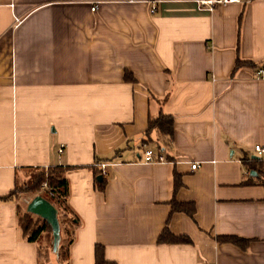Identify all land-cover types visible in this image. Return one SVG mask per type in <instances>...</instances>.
<instances>
[{
  "label": "crops",
  "instance_id": "crops-1",
  "mask_svg": "<svg viewBox=\"0 0 264 264\" xmlns=\"http://www.w3.org/2000/svg\"><path fill=\"white\" fill-rule=\"evenodd\" d=\"M197 1L0 0V197L28 169L65 167L70 264H95L97 245L116 264H264V185L242 162L264 148V0ZM238 58L255 67L233 73ZM162 113L167 161L147 164L159 143L152 132L145 144L148 121ZM173 196L194 218L171 215ZM17 207L0 203V264H39ZM167 224L192 243H158ZM229 237L249 244L217 241Z\"/></svg>",
  "mask_w": 264,
  "mask_h": 264
},
{
  "label": "trees",
  "instance_id": "trees-1",
  "mask_svg": "<svg viewBox=\"0 0 264 264\" xmlns=\"http://www.w3.org/2000/svg\"><path fill=\"white\" fill-rule=\"evenodd\" d=\"M237 61L238 62L233 70V73L245 66H249L251 68L255 67V64L250 61H243L240 58H238ZM124 79L128 83H134L135 81L132 74L129 72H125ZM148 123L149 127L145 135L147 139L144 142L145 144H150L153 141L152 138H150V135L152 132H156L159 138V143H157L155 150L163 153L162 147H164L166 143L170 142L172 139L171 137L174 130L173 118L170 115L162 113L156 118L150 117ZM242 162L250 172H258L260 175L263 174L262 168L264 163L261 159L257 157H245ZM90 170H94L96 176H99L100 169L98 167H92ZM26 172L27 177L23 185L19 187L20 181L16 180L14 186L15 189L8 195L0 197V203L11 201L18 203V228L23 233V237L27 242L38 246L37 261L39 264H44L47 262L49 253L54 249L53 231L45 220L39 216L29 214L26 211V207H23L19 200L25 196H31L33 198V196L40 195L45 201H49L57 210L61 231V242L55 253L56 260L58 261V264H70L71 248L76 239V229L79 222L77 215H75L67 201L70 195V186L66 177L67 169L63 166H50L47 169L32 168L26 170ZM260 175L258 176L260 179L257 178L256 180H259L258 182L264 185V178H261ZM102 178V181L96 180L95 183L99 190L104 191L106 185L103 175ZM250 181H246L243 184H250ZM174 182V193H176V191L182 187L183 183L177 174L175 175ZM44 185H46L47 188H44ZM170 206L171 215L175 213H185L189 217L194 218L196 214L193 204L184 202L180 203L174 196L170 201ZM217 241L220 243H231L241 250L246 249L249 244L247 240H242L236 237L217 238ZM158 243L169 245L191 244L192 242H190V239L187 236H176L172 234L167 224L166 229L158 238ZM104 252L105 249L103 246L97 245L95 247V264H116L114 261L106 260Z\"/></svg>",
  "mask_w": 264,
  "mask_h": 264
},
{
  "label": "built area",
  "instance_id": "built-area-1",
  "mask_svg": "<svg viewBox=\"0 0 264 264\" xmlns=\"http://www.w3.org/2000/svg\"><path fill=\"white\" fill-rule=\"evenodd\" d=\"M199 4V7L203 10H213L218 6L221 5H226V4H231V3H236V2H240V0H198L197 1ZM97 10V6L92 7V11H96ZM157 10V7L155 5L152 6L151 8V13H155ZM15 25L18 26L20 24V18H16L14 21ZM257 75L259 78H261L262 75V70H258L257 71ZM255 150V154L257 156V158L261 159L262 162L264 163V148L261 146H256L254 148ZM61 152H63V149L61 148V150L59 151V153L61 154ZM167 159L165 158V155L163 153L157 152L154 149H150L145 147L144 150V162L147 164H151V163H166ZM107 167V164H101V170L105 171ZM192 167V171H196V169H198V164H194L191 166ZM44 188H47L46 185H44ZM26 205H28L30 203V201H25Z\"/></svg>",
  "mask_w": 264,
  "mask_h": 264
},
{
  "label": "water",
  "instance_id": "water-1",
  "mask_svg": "<svg viewBox=\"0 0 264 264\" xmlns=\"http://www.w3.org/2000/svg\"><path fill=\"white\" fill-rule=\"evenodd\" d=\"M254 175L255 172H251V176ZM101 179L102 177H99V180ZM26 211L33 216H39L50 225L53 231V252L56 253L58 245L61 242V231L56 208L49 201H45L40 195H37L27 205Z\"/></svg>",
  "mask_w": 264,
  "mask_h": 264
},
{
  "label": "rangeland",
  "instance_id": "rangeland-1",
  "mask_svg": "<svg viewBox=\"0 0 264 264\" xmlns=\"http://www.w3.org/2000/svg\"><path fill=\"white\" fill-rule=\"evenodd\" d=\"M25 182V180L24 181H21L19 184V187H21L22 185H23V183ZM34 197V196H33ZM33 198L31 197V196H25V197H22L20 200H19V202L21 203V205L23 206V207H26V202L25 201H31Z\"/></svg>",
  "mask_w": 264,
  "mask_h": 264
}]
</instances>
